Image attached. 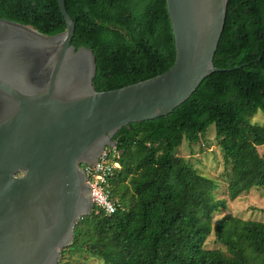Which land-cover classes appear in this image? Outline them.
Masks as SVG:
<instances>
[{
    "label": "trees",
    "instance_id": "16d2710c",
    "mask_svg": "<svg viewBox=\"0 0 264 264\" xmlns=\"http://www.w3.org/2000/svg\"><path fill=\"white\" fill-rule=\"evenodd\" d=\"M72 45L97 58L94 86L112 91L155 78L176 61L167 0H65ZM0 18L54 36L66 31L59 0H0ZM220 70L167 116L123 127L114 137L120 168L109 180L116 210L94 207L62 257L105 264H264V223L232 215L219 184L178 156L185 142L217 141L230 167L231 200L264 187V0H229L215 55ZM215 126V133L210 128ZM226 249L208 250L211 235ZM68 264V262H63Z\"/></svg>",
    "mask_w": 264,
    "mask_h": 264
},
{
    "label": "water",
    "instance_id": "95a60500",
    "mask_svg": "<svg viewBox=\"0 0 264 264\" xmlns=\"http://www.w3.org/2000/svg\"><path fill=\"white\" fill-rule=\"evenodd\" d=\"M167 3L173 67L106 92L94 86V52L72 45L65 0L67 29L54 36L0 18V264H60L94 209L84 166L116 147L123 127L169 115L220 71L229 0Z\"/></svg>",
    "mask_w": 264,
    "mask_h": 264
},
{
    "label": "rangeland",
    "instance_id": "374dc122",
    "mask_svg": "<svg viewBox=\"0 0 264 264\" xmlns=\"http://www.w3.org/2000/svg\"><path fill=\"white\" fill-rule=\"evenodd\" d=\"M253 122L262 124L264 115L258 113L253 117ZM215 133V126L210 128V132ZM206 146L201 144L190 145L185 142L182 147L178 148V156L183 157L192 162L195 168L204 176L210 177L219 184L216 190L217 199H225L228 201L226 209H222L220 213L215 215V221L227 215L238 217L242 220H251L264 223V187L253 188L247 193L242 194L236 200H231L228 194V186L231 173L230 167L225 165L222 153L217 146V141L213 139V135H208L205 141ZM261 156L264 157V146L259 147ZM208 250L221 249L225 251V247L217 242L216 236H210L206 243ZM68 264H105L103 261L91 257L90 255H76L74 257L67 256L66 260L62 257L60 264L63 262Z\"/></svg>",
    "mask_w": 264,
    "mask_h": 264
},
{
    "label": "built area",
    "instance_id": "2783aa9c",
    "mask_svg": "<svg viewBox=\"0 0 264 264\" xmlns=\"http://www.w3.org/2000/svg\"><path fill=\"white\" fill-rule=\"evenodd\" d=\"M120 157L121 155L116 147L108 148L94 167L84 166L88 184L92 187L91 196L94 207L104 209L109 215L116 210L110 199L109 180L114 177L115 171L120 168Z\"/></svg>",
    "mask_w": 264,
    "mask_h": 264
}]
</instances>
